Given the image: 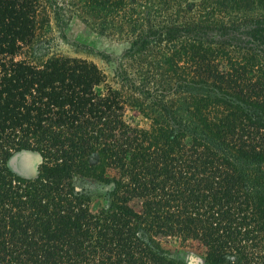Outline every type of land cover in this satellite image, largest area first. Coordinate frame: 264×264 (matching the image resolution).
Segmentation results:
<instances>
[{
  "label": "trees",
  "instance_id": "trees-1",
  "mask_svg": "<svg viewBox=\"0 0 264 264\" xmlns=\"http://www.w3.org/2000/svg\"><path fill=\"white\" fill-rule=\"evenodd\" d=\"M74 17L112 69L53 51ZM172 241L264 264V0H0V264H182Z\"/></svg>",
  "mask_w": 264,
  "mask_h": 264
},
{
  "label": "rangeland",
  "instance_id": "rangeland-1",
  "mask_svg": "<svg viewBox=\"0 0 264 264\" xmlns=\"http://www.w3.org/2000/svg\"><path fill=\"white\" fill-rule=\"evenodd\" d=\"M51 34L53 36L51 43L53 51L93 60L101 68L108 71L113 68V64H108L102 60L100 54L118 55L125 47L123 43L96 35L90 26L79 17L70 20L64 29L60 30L54 27ZM37 163L38 160L34 155H30L28 158L21 157L18 165L22 172L20 174L24 176L34 174ZM73 183L77 190H82L88 194L91 199L90 206L93 209L107 203L108 186L106 184L82 176L75 177ZM168 247L172 251V256L182 264H205L202 251L193 242L178 244V242L172 241Z\"/></svg>",
  "mask_w": 264,
  "mask_h": 264
},
{
  "label": "water",
  "instance_id": "water-1",
  "mask_svg": "<svg viewBox=\"0 0 264 264\" xmlns=\"http://www.w3.org/2000/svg\"><path fill=\"white\" fill-rule=\"evenodd\" d=\"M21 155V154H20ZM31 154L29 152H23L21 157H25L28 158ZM20 156L19 155H15L12 159H11V165L14 167L15 171L22 173L21 170L19 169V167L16 165L18 158Z\"/></svg>",
  "mask_w": 264,
  "mask_h": 264
}]
</instances>
